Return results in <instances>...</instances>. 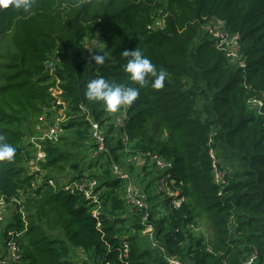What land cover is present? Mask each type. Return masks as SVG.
Here are the masks:
<instances>
[{
	"label": "trees",
	"instance_id": "trees-1",
	"mask_svg": "<svg viewBox=\"0 0 264 264\" xmlns=\"http://www.w3.org/2000/svg\"><path fill=\"white\" fill-rule=\"evenodd\" d=\"M214 22L223 24L225 35L239 37L246 68L205 29ZM96 42L104 45L100 65L84 51ZM137 48L167 73L165 86L141 88L125 127H117L102 104L86 99V85L103 77L139 87L128 79L129 57L123 55ZM52 58L60 60L54 74L46 69ZM253 99L263 102L260 113L249 104ZM54 111L66 112L64 132L72 135L44 142L43 166L53 172H78L90 163L86 157L75 163L71 151L87 147L88 113L108 128V156L96 173L87 170L100 183L98 218L94 205L60 191L59 184L33 187L25 128L43 117L49 122ZM0 137L16 149L11 162H0V200L10 211L0 224V264L11 233L20 235L23 264H74L75 251L89 264H168V257L182 264H246L252 258L264 264V0H33L27 13L0 11ZM148 154L145 163L133 161ZM152 156L172 164L170 188L185 198L180 209L144 186L160 175ZM115 165L148 203L158 202L150 205L148 222L164 254L146 241L145 212L125 200L127 182L113 175ZM214 165L227 174L224 190L213 181ZM204 221L207 234L200 229Z\"/></svg>",
	"mask_w": 264,
	"mask_h": 264
},
{
	"label": "built area",
	"instance_id": "built-area-1",
	"mask_svg": "<svg viewBox=\"0 0 264 264\" xmlns=\"http://www.w3.org/2000/svg\"><path fill=\"white\" fill-rule=\"evenodd\" d=\"M223 29V28H222ZM211 34H213L216 38L221 39L220 46L224 45L223 48L228 52V57L232 60V62L237 63L241 68H246V63L241 60L239 56V47H238V41L239 37L233 36L229 37L228 35H225L222 33V30L220 33H213L210 31ZM220 46H218L220 48ZM60 64L59 58H52L50 59L46 64L47 71L50 72V74H54L56 71L57 66ZM52 95L56 98H58L61 93L56 91H52ZM58 104H62L61 101L58 102ZM249 104L255 108L258 113H260L261 109L263 108V102L257 99H253L249 102ZM129 107H122L120 112L116 113H110L107 112L110 115H114L116 120L114 121L117 125V127H125V122L127 120L126 111ZM82 110H86V108L82 107ZM61 112V111H60ZM89 116L87 118V121L90 125L89 134H90V140L92 141L95 148L92 150V154L90 153V157L88 158V169L93 168V172L96 173L100 165L104 163L108 156V148H107V137L106 134L108 132V128L105 127V125H101L98 121H94L92 117H90V113H88ZM64 132V125L62 126L60 122H55L53 125H51L48 134L45 136V141H50L52 143H56L59 141L61 135ZM44 141V142H45ZM123 145L128 146L130 144L128 137L126 134L123 135L122 138ZM44 142L37 144L32 143V148L30 149V155L29 159L27 157L25 158V165L29 167L30 174L33 175V187L34 189L40 188L44 185H48L53 187L54 189L57 188V184H59L60 191H64L66 193H69L71 195H81L84 200L89 202L91 205H94V208L92 210V214L95 218H98L100 215V209H101V191L99 190L100 183L99 181L93 177L94 174L92 173H83L81 175H77L72 177V179L67 183L63 185H60V182L58 180L51 178L47 171L51 170L43 166L47 159V152L46 149H44ZM34 150V152H33ZM151 156L150 154L144 155L143 157L145 160H142L140 157H135L133 159L136 163H145L147 160V157ZM151 161L153 162V166L155 170L160 173L158 178L156 179V188L158 196L160 199L163 198H172V207L173 209H180L185 202V198L180 197V192L175 191L173 192L170 188V184L174 185V182L171 180V174L168 173L169 169L172 167L171 163H167L164 160L158 158L157 156H152ZM87 169V170H88ZM86 170V171H87ZM91 171V172H92ZM163 171V172H161ZM51 175V174H50ZM113 175L117 177V179L124 181L126 184L125 189V200L128 201V203L137 211H143L145 212V218L143 219V226L145 227L144 232L146 233V236H148L151 240V243H153L154 249L159 250L161 253L164 254L165 249L163 246L159 243H154V228L151 224H149L148 220L150 218L149 214V208L148 205V197L146 194L141 193L139 189L136 188V186L133 184L132 179H130V176L127 172L123 171L119 166L113 167ZM227 174L223 171H221L217 165H214V171H213V178L214 183L218 185L221 190H224L227 187V180H226ZM23 200H15L13 202L20 203ZM10 214V211L8 210V206H6L5 201L2 199L0 200V224L2 225L8 220V216ZM100 227V224H99ZM143 232V233H144ZM20 235L11 233L10 239L6 243V251H7V257L4 261L1 262V264H23L22 261V254L20 250V246L17 243L16 239L19 238ZM123 257H127L129 253V244L124 243L123 244ZM254 258H252L249 262L246 264H253ZM166 261L168 264H182L179 260L168 257L166 258ZM89 264V263H86Z\"/></svg>",
	"mask_w": 264,
	"mask_h": 264
},
{
	"label": "clouds",
	"instance_id": "clouds-1",
	"mask_svg": "<svg viewBox=\"0 0 264 264\" xmlns=\"http://www.w3.org/2000/svg\"><path fill=\"white\" fill-rule=\"evenodd\" d=\"M32 7L33 0H0V11L15 10L27 13ZM123 55L129 57L124 71L128 74V79L139 87L110 83L103 77L93 79L86 85V99L102 104L110 113H116L122 107L133 106L140 96V89L149 83L155 90H161L165 86L167 73L164 70L157 71L151 60L139 48L124 51ZM92 59L97 65L104 63V55L96 54ZM15 154L16 149L0 137V162H11Z\"/></svg>",
	"mask_w": 264,
	"mask_h": 264
},
{
	"label": "rangeland",
	"instance_id": "rangeland-1",
	"mask_svg": "<svg viewBox=\"0 0 264 264\" xmlns=\"http://www.w3.org/2000/svg\"><path fill=\"white\" fill-rule=\"evenodd\" d=\"M222 28H223L222 23L214 22L213 24H211L210 26H208L205 29L208 31H211L213 33H220ZM85 47L88 48V50H84L85 53H87L89 51V53L91 54V57H94L96 54L102 55L104 52V45H100V44L98 45L97 42L94 43L93 46L86 45ZM7 51H8V46L5 44L2 48V53L6 54ZM1 63H3V62H1ZM53 114H55V115L52 116V118L50 119L49 122L47 121L46 117H43L39 120V122L37 124L36 123L29 124L25 128V129L29 128V130H30L29 132H26V133H30V134H28V136L26 138V145H29L32 143H37V144L43 143L46 140L45 136L48 134L51 125H53L56 121L60 122L62 126L66 125V123L68 121L66 112L54 111ZM60 135H61V137L67 138V137H71L72 133H70V134L66 133L65 134V132H63ZM82 144L89 147V145L92 144V141L90 139H88V140H85L84 142H82ZM87 147H83V148L82 147H72V149H71L72 153L78 157V158L75 157V159H73L72 161H75V163L81 162L82 161L81 159H84L85 157L86 158H85L84 162L88 161V157L90 156V151L88 152ZM33 152H34V150H33ZM84 168H85V170L88 169V163H86L84 165ZM73 171L74 170H71L69 168L64 167L63 171H58L57 169L54 168V172L52 170H49V171H47V173L49 176L51 173H53V177H55L60 182V185H63V183L67 184L72 179V177L77 175V172H73ZM99 174L100 173H98V175ZM156 178H157V176H154L150 180H147V182L144 183V186H146L148 184L150 185V191L152 192V195L155 197L157 195H159L157 193V188H156ZM138 183H140V182H138ZM155 203H158V202H156L155 198H154L153 200L149 201L148 205L149 206L152 204L154 205ZM144 218L145 217H143V219ZM143 219H142V222H143ZM125 220L130 221L131 217L128 216L125 218ZM200 229L207 234L208 226L206 224V221L203 222ZM143 235L146 236V233L144 232ZM146 238H147V236H146ZM146 241L150 242L151 240L146 239ZM156 241H157V243H159V241L156 239V236L154 235V243H156ZM151 244H152V247L154 249L153 243H151ZM73 257H74V259L71 263H74V264H86L87 262L89 263L88 256L84 255L83 253H81L79 251H75L73 253Z\"/></svg>",
	"mask_w": 264,
	"mask_h": 264
},
{
	"label": "crops",
	"instance_id": "crops-1",
	"mask_svg": "<svg viewBox=\"0 0 264 264\" xmlns=\"http://www.w3.org/2000/svg\"><path fill=\"white\" fill-rule=\"evenodd\" d=\"M73 172H74V171H73ZM79 172L86 173L87 171H86L85 169H81L80 171H78V173H79ZM87 173H88V172H87ZM209 236H211L210 233H209Z\"/></svg>",
	"mask_w": 264,
	"mask_h": 264
}]
</instances>
